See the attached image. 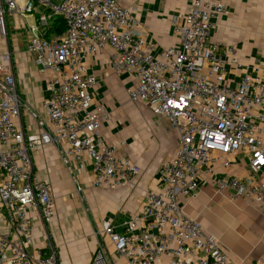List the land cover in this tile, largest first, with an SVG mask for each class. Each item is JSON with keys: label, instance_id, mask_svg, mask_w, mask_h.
<instances>
[{"label": "built area", "instance_id": "2783aa9c", "mask_svg": "<svg viewBox=\"0 0 264 264\" xmlns=\"http://www.w3.org/2000/svg\"><path fill=\"white\" fill-rule=\"evenodd\" d=\"M225 11L221 1L193 0L189 11L171 19L179 44L156 51L119 0H0V207L7 224L0 264H58L51 245L34 247L28 212L49 223L55 197L51 184L33 174V149L55 146L74 172L78 194L76 174L88 163L97 188L123 187L140 172L120 153L121 144L107 142L100 132L108 112L93 101L99 80L86 62L107 48L113 71L133 80L126 88L129 101L163 119L177 145L122 231L107 220L96 227L98 247L88 264H107L100 241L105 236L127 264H238L182 208V199L195 197L208 182L228 200L243 199L264 212V74H244L234 86L225 80L226 66H238L236 48L210 40L214 20ZM56 18L63 20V31L47 33ZM10 23L29 33L25 51L46 75V118L36 117L31 133L19 121L23 103L6 45ZM241 158L245 174L232 167Z\"/></svg>", "mask_w": 264, "mask_h": 264}, {"label": "crops", "instance_id": "0c3cea01", "mask_svg": "<svg viewBox=\"0 0 264 264\" xmlns=\"http://www.w3.org/2000/svg\"><path fill=\"white\" fill-rule=\"evenodd\" d=\"M192 1L119 0L124 8L131 10L139 23L137 29L143 30L156 51L179 44L171 19L189 11ZM215 1L226 4V11L214 20L210 40L219 47L234 46L238 59L236 68L226 66L225 80L234 86L244 74H264V0ZM29 18L33 17L26 16L24 20L33 24L34 18L33 21ZM8 32L6 45L11 51L16 86L23 103L19 121L24 131L31 133L37 130L35 118H46L43 107L48 97L46 75L25 51L29 33L16 30L11 23ZM111 53L112 50L107 48L86 62L88 70L99 80L92 89L93 101L108 112V118L102 120L100 132L107 142L121 144L120 153L134 160L140 172L123 187L97 188L91 185L93 173L88 163L82 174H76L82 188L79 204L72 194L75 190L74 172L62 163L57 148L49 144L30 152L34 176L48 181L55 197L49 223H43L37 211L30 209L28 212L34 247L43 249L51 245L57 253L58 264H88L94 253L95 243L91 242L87 247L80 218L88 220L92 229L107 220L112 223L114 231L121 232L124 222L138 212L145 193L155 188L160 164L171 158L177 145L175 133L163 119L139 103L126 102L129 100L126 88L133 84V80L126 74L113 71L109 60ZM232 167L237 173L245 174L247 170L242 158ZM182 208L218 237L234 262L264 264V212L243 199L228 200L208 182L200 184L195 197L182 199ZM82 211L86 220L79 217ZM6 231L7 224L0 207V235ZM100 241L104 243V240Z\"/></svg>", "mask_w": 264, "mask_h": 264}, {"label": "rangeland", "instance_id": "374dc122", "mask_svg": "<svg viewBox=\"0 0 264 264\" xmlns=\"http://www.w3.org/2000/svg\"><path fill=\"white\" fill-rule=\"evenodd\" d=\"M29 19L33 21V18H29ZM8 22H10V18H8ZM126 102L129 103V100L126 99ZM103 123H104V121L100 122V128L101 129H102V124ZM101 134H102V132H101ZM73 191L74 192H72V194H74V196L76 197V199L78 200V202L80 204L81 203L80 202L81 195L78 194L74 189H73ZM82 208H83V211L86 212V208L85 207H82ZM83 211H82V215L81 216L79 215V217H84V219H85V215L86 214ZM79 224L80 225L84 224V227L82 226L81 229H83L82 230L83 231L82 235H83V237L85 239L87 247L90 246L91 242L95 243V246L93 248V252H94L95 248L98 247V243L96 241V236H95V233H94L95 229H92V227H91L90 223L88 222V220L84 221L83 219L80 218V223ZM103 240H104L103 250H104V252L106 254V260H107L106 263L107 264H120V263L121 264H126V261L122 257H120V256H118V255H116L114 253L113 246H112L111 242L109 241L108 237L105 236L103 238Z\"/></svg>", "mask_w": 264, "mask_h": 264}, {"label": "trees", "instance_id": "16d2710c", "mask_svg": "<svg viewBox=\"0 0 264 264\" xmlns=\"http://www.w3.org/2000/svg\"><path fill=\"white\" fill-rule=\"evenodd\" d=\"M64 29V23L63 20L61 18H56L54 20L53 25L51 26V28L48 30L47 33H60L62 32Z\"/></svg>", "mask_w": 264, "mask_h": 264}]
</instances>
